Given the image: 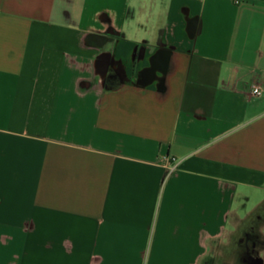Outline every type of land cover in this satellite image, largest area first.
<instances>
[{
	"label": "crops",
	"instance_id": "crops-1",
	"mask_svg": "<svg viewBox=\"0 0 264 264\" xmlns=\"http://www.w3.org/2000/svg\"><path fill=\"white\" fill-rule=\"evenodd\" d=\"M256 83L264 0H0V264H217Z\"/></svg>",
	"mask_w": 264,
	"mask_h": 264
},
{
	"label": "rangeland",
	"instance_id": "rangeland-1",
	"mask_svg": "<svg viewBox=\"0 0 264 264\" xmlns=\"http://www.w3.org/2000/svg\"><path fill=\"white\" fill-rule=\"evenodd\" d=\"M240 194L246 197H238L234 205L237 208L239 215L245 218L244 220L237 221L235 224L236 230L226 235L225 243L219 245L214 249V253H219L221 260L217 264H244L241 261L242 249L240 248V239H244L246 231L252 232L253 239L257 242V248L253 252L256 259L264 264V205H260L262 191L257 188H241ZM232 225H228L231 229Z\"/></svg>",
	"mask_w": 264,
	"mask_h": 264
},
{
	"label": "flooded vegetation",
	"instance_id": "flooded-vegetation-1",
	"mask_svg": "<svg viewBox=\"0 0 264 264\" xmlns=\"http://www.w3.org/2000/svg\"><path fill=\"white\" fill-rule=\"evenodd\" d=\"M114 64H116L114 62ZM124 77V73L121 72L120 67H115L113 71L108 74L106 77V80L109 84H115L117 82H121ZM252 237V232L251 231H246L244 233V239H240V248L242 249L241 253V261L244 264H262V262L254 256V251L257 248V242L255 239ZM264 261V260H263Z\"/></svg>",
	"mask_w": 264,
	"mask_h": 264
},
{
	"label": "built area",
	"instance_id": "built-area-1",
	"mask_svg": "<svg viewBox=\"0 0 264 264\" xmlns=\"http://www.w3.org/2000/svg\"><path fill=\"white\" fill-rule=\"evenodd\" d=\"M263 92H264V89H263V87H262L261 84L256 83V84H253L252 85V87H251V93H252V95H254V96H261L263 94ZM175 167H176V165H170V164H168V169L169 170H173V169H175Z\"/></svg>",
	"mask_w": 264,
	"mask_h": 264
}]
</instances>
